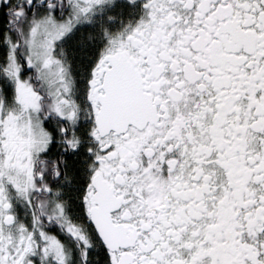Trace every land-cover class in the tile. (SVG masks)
<instances>
[{
	"label": "snow or ice",
	"instance_id": "1",
	"mask_svg": "<svg viewBox=\"0 0 264 264\" xmlns=\"http://www.w3.org/2000/svg\"><path fill=\"white\" fill-rule=\"evenodd\" d=\"M0 264H264V0H0Z\"/></svg>",
	"mask_w": 264,
	"mask_h": 264
}]
</instances>
